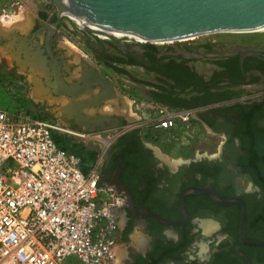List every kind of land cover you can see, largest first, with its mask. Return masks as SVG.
<instances>
[{"label": "flooded vegetation", "instance_id": "flooded-vegetation-1", "mask_svg": "<svg viewBox=\"0 0 264 264\" xmlns=\"http://www.w3.org/2000/svg\"><path fill=\"white\" fill-rule=\"evenodd\" d=\"M65 17L69 19L58 15L53 0H41L36 8L32 37L37 35L32 40L44 32L40 44L47 54L50 35L51 69L68 67L67 51L59 43L66 30L73 33ZM256 33L214 32L160 46L97 35L120 52L106 61L114 62L119 66L114 71L130 80L112 81V96H103V86L93 85L101 87L92 101L99 105L89 106L115 99L122 107V84L144 95L152 111L188 114L195 124L194 131L175 143L184 157L172 164L145 140L140 128L130 129L128 103L127 113L120 109L117 118L103 120L98 115L72 121V127L82 130L87 124L94 133L124 128L106 143L98 167L99 185L123 197L114 210L117 233L110 264L117 256L121 264H264V245L256 244L264 243V53L243 55L237 48L220 56L238 46L264 48L263 35ZM12 49L26 48L15 44ZM79 58L71 67L81 66L82 78L90 61ZM12 64L18 72L16 61ZM122 65L143 69L150 78L141 80ZM25 72L21 75L28 85ZM40 72L39 93L58 96L53 76L47 79ZM82 149L81 143L76 151L84 164Z\"/></svg>", "mask_w": 264, "mask_h": 264}, {"label": "built area", "instance_id": "built-area-1", "mask_svg": "<svg viewBox=\"0 0 264 264\" xmlns=\"http://www.w3.org/2000/svg\"><path fill=\"white\" fill-rule=\"evenodd\" d=\"M145 125L182 141L188 114L135 113ZM58 123L31 117L25 107H0V264H110L120 193L99 185L77 151L59 146ZM86 136L85 134L75 133Z\"/></svg>", "mask_w": 264, "mask_h": 264}, {"label": "water", "instance_id": "water-1", "mask_svg": "<svg viewBox=\"0 0 264 264\" xmlns=\"http://www.w3.org/2000/svg\"><path fill=\"white\" fill-rule=\"evenodd\" d=\"M79 7V21L94 32L111 38L134 42H167L214 32H257L264 29V0H73ZM58 15L61 11H73L67 0H53ZM70 25V20L67 19ZM56 25V24H55ZM2 28H0L1 30ZM85 32L89 33L88 30ZM4 38L5 32L1 31ZM37 34L34 33L33 37ZM39 36V34H38ZM32 37V38H33ZM46 36L47 54L40 42L24 37L18 40L25 43L22 48L12 52L17 65L25 71H44L46 78L53 76L56 95L82 94L93 85L103 86V96L113 95V82L104 77L91 62H85L88 71L80 79L81 85L70 88L63 76L68 67L62 65L53 69L48 67V56L53 57ZM14 45V43L12 44ZM240 48L245 54L264 53V48H243L238 46L224 55H231ZM21 59V60H18ZM29 68V70H28ZM62 69V70H61ZM85 104L99 105V102L84 101L75 104L78 119L81 107ZM79 115V116H78ZM231 202V201H229ZM228 202V203H229ZM264 245V243H256Z\"/></svg>", "mask_w": 264, "mask_h": 264}, {"label": "rangeland", "instance_id": "rangeland-1", "mask_svg": "<svg viewBox=\"0 0 264 264\" xmlns=\"http://www.w3.org/2000/svg\"><path fill=\"white\" fill-rule=\"evenodd\" d=\"M41 6V0H0V26L7 28L9 26L19 25L23 23V20H29L31 16H35L36 8ZM30 16V17H29ZM6 17V18H5ZM3 18V19H1ZM66 18V17H65ZM67 19V18H66ZM3 20V22H2ZM7 20V23H6ZM26 20V22H27ZM24 24V26L28 23ZM6 25H4V24ZM9 23V24H8ZM2 24V25H1ZM70 26L73 29V33H68L65 31V37L59 40L60 45H65L68 51L74 53V57H82L86 60L92 61L99 69L107 74V76L114 77L115 80H120V78L129 81L127 77H123L114 71V68L119 67L114 64V62L106 61V58L110 55H119L120 52L113 48V44H108V41L97 37L91 32L87 33L84 30L79 29L76 24L70 21ZM258 35H263L264 31L257 32ZM207 35V34H204ZM202 36V35H201ZM200 36H194L190 38L191 40H198ZM113 41V40H112ZM184 40H172L168 43H182ZM123 44V42H120ZM125 43V42H124ZM133 43V42H131ZM140 43V42H137ZM144 43V42H143ZM148 43V42H147ZM152 43V42H151ZM159 42L156 45H162ZM167 43V42H166ZM106 56V57H105ZM7 56L3 49L0 47V107L9 110L20 111L25 102V109H27L29 116L35 117L32 111V104L29 97L30 87L27 85V81L18 78L19 72L12 69V59ZM126 71H130L132 75L139 77V79H149L150 76L140 68H131L129 66H123ZM18 75V76H17ZM131 77V75H128ZM120 83L123 82L120 80ZM120 84V88L123 89V94L125 95L121 100L123 101L122 107L120 109L122 112H126L127 103L129 108V114L133 115L130 118L129 123H127L131 128H140L143 132L145 140L152 142L159 152V155L166 161L170 163H176L184 155L178 152V148H174L175 143L177 144L175 138L176 135L169 131H164L160 129L151 128L145 125V120L139 119L135 116V113L152 111V105L149 100L146 99L144 95L140 92L132 91L129 87ZM129 93L130 95L126 94ZM195 124L191 123V128L189 130L194 131ZM128 127V126H127ZM124 128L111 130L104 135L91 134V135H78L74 131L70 133L71 139L82 143V152L84 153L85 162L84 169L86 171L91 170L93 167H99L103 151L106 148V143L109 141L113 134L123 130ZM57 135V136H56ZM59 133L56 132L55 137L58 138V144L65 143L62 137H59ZM109 136V137H106ZM79 144V145H80ZM182 155V156H181ZM122 260L117 256L115 259V264H121Z\"/></svg>", "mask_w": 264, "mask_h": 264}, {"label": "crops", "instance_id": "crops-1", "mask_svg": "<svg viewBox=\"0 0 264 264\" xmlns=\"http://www.w3.org/2000/svg\"><path fill=\"white\" fill-rule=\"evenodd\" d=\"M30 17V16H29ZM27 20V19H26ZM23 20V23L21 22L18 23L19 25H13L9 26L7 28H2L0 30V47L3 49L4 53L7 56L11 57V61L13 62V58L11 56L13 52V46L15 44H18V47L24 43L23 41H19L18 38H22L27 35L28 38L32 39V30L33 26L35 23V16H31L29 20ZM25 22L27 23L25 26ZM1 31H4L7 36V39L4 38L3 34ZM43 36L44 32L42 35H39L37 41L39 40L40 43H43ZM1 40L4 41L6 40L4 44L1 43ZM14 43V45H12ZM25 47V43H24ZM61 48L66 50L65 56L68 57L67 63H68V72L63 76L64 79V84L68 86V90L70 88L78 87L81 85V71L82 67L78 66L72 69L71 66L74 64L76 65L77 63L80 62L79 57H74L73 60H69L70 56H73L74 53L71 51H68L66 49L65 45H61ZM21 60V59H18ZM92 62V61H90ZM93 63V62H92ZM71 68V70H70ZM19 76L18 78L24 79V77L21 74L25 75V70L21 69V67L18 69ZM108 78L111 79V81H115L114 77L107 76ZM42 72L34 70V72L31 73V71L27 73V80H28V85L30 87V101L32 104V111L31 113L37 117V118H44L48 119L51 121H54L58 123L60 126H62L65 129V132H58L60 135L59 137H62L65 141V143H60L59 146L62 148H65L67 150L71 151H76V149L79 147V142L72 140L70 133L74 131L75 133H80V134H85V135H91V134H100L104 135L107 132H110L111 130L108 129H100L97 133H94V128H87V124H82L83 129H77L72 127V121L74 119H78L77 117V112L75 109V104L81 103V102H90L93 103V100H96L95 97H97L100 92H101V87H94L90 88L88 91L82 94H76L75 96L68 94H59L58 96H54L51 92L50 93H39V87L42 86ZM25 81V80H24ZM41 90V89H40ZM101 106L100 107H94V106H89V104H85L83 107H81L79 111V115H82V118L86 119H92L93 117H97L99 115L100 119H111V118H117L120 115V108L117 106V101L115 99H107L104 100L103 102H100ZM25 106V102L23 104ZM27 108V107H26ZM27 110V109H26ZM78 111V110H77ZM78 115V116H79ZM80 120V119H78ZM56 132L54 133L55 137ZM57 136V135H56ZM109 137V136H106ZM56 142L58 143V138H56ZM84 168V166H83Z\"/></svg>", "mask_w": 264, "mask_h": 264}, {"label": "bare ground", "instance_id": "bare-ground-1", "mask_svg": "<svg viewBox=\"0 0 264 264\" xmlns=\"http://www.w3.org/2000/svg\"><path fill=\"white\" fill-rule=\"evenodd\" d=\"M67 3L71 6V7H73V11L72 12H70V11H68V10H63V11H61V15H66L72 22H74L75 24H76V26L79 28V29H81V30H84V31H86V30H88V32H91L92 34H94V35H98V36H100V37H103V38H106V39H112V40H114V41H123V40H120V39H118V38H111V37H106V36H103V35H100V34H98V33H96V32H94L92 29H90L89 27H87L86 25H84V24H82L80 21H79V18H80V13H79V7L74 3V1L73 0H67ZM6 18V17H5ZM1 19H3V18H1ZM2 22H3V20H2ZM6 23H7V20H6ZM4 24V23H3ZM9 24V23H8ZM2 25V24H1ZM4 25H6V24H4ZM1 27V26H0ZM2 28H4V27H2ZM260 31H264V29H261V30H259V31H257V32H260ZM97 36V37H98ZM129 112V111H128Z\"/></svg>", "mask_w": 264, "mask_h": 264}]
</instances>
